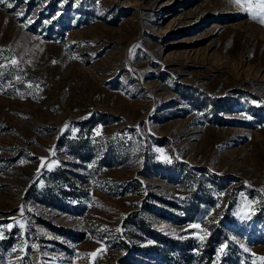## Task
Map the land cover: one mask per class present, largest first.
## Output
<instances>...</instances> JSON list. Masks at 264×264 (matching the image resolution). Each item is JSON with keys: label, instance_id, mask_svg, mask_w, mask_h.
Listing matches in <instances>:
<instances>
[{"label": "rangeland", "instance_id": "1", "mask_svg": "<svg viewBox=\"0 0 264 264\" xmlns=\"http://www.w3.org/2000/svg\"><path fill=\"white\" fill-rule=\"evenodd\" d=\"M258 4L0 3V264H264Z\"/></svg>", "mask_w": 264, "mask_h": 264}, {"label": "trees", "instance_id": "2", "mask_svg": "<svg viewBox=\"0 0 264 264\" xmlns=\"http://www.w3.org/2000/svg\"><path fill=\"white\" fill-rule=\"evenodd\" d=\"M78 142L79 141H76V139L69 140L67 142V144H65V145H66V150L69 154L73 153L79 157V155L81 156V154H79L77 152H72V148L74 145L73 143L77 144ZM64 191H67V190H64ZM134 214H136V213H132V215H134ZM129 216H131V214ZM148 231L151 233L152 238H154L156 240V243H153V244L146 246L147 249H149L150 251H154L156 254L162 256L164 259L165 258L167 259V256H165V253L167 252L166 250H168V249L171 250L172 248H174L175 246L178 245V249L181 253V258L179 261L177 258H175L176 260L173 262L180 263V264H187L188 263L187 256L183 250L184 242H179L178 240H174L170 237H166L163 234L156 232L155 230H148ZM130 235L132 237H138L137 235H135V233L133 231L132 232L130 231ZM210 239H208V241H205V246H207V247L204 249V253H206L207 257H210V253H211L210 249L208 250V247H209L208 243L211 242ZM161 243H163V244H161ZM175 244H177V245H175ZM125 247H128V245H125ZM176 251H177V249H176ZM201 257H203V255H201Z\"/></svg>", "mask_w": 264, "mask_h": 264}, {"label": "snow or ice", "instance_id": "3", "mask_svg": "<svg viewBox=\"0 0 264 264\" xmlns=\"http://www.w3.org/2000/svg\"><path fill=\"white\" fill-rule=\"evenodd\" d=\"M2 2H3V0H0V3H2ZM234 2L241 4V6H244L246 3V0H234ZM257 7H259L262 10L261 14L264 15V0H259V4L257 5ZM253 18L255 19L256 16H253ZM260 22L264 23V19L260 20ZM191 227L199 228V225H192ZM201 239H203V238H201ZM262 259H264V258H262Z\"/></svg>", "mask_w": 264, "mask_h": 264}]
</instances>
